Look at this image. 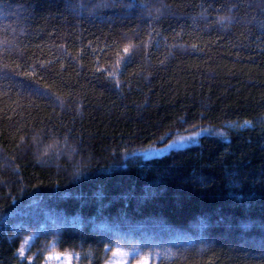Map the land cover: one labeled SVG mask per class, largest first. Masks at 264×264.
Returning a JSON list of instances; mask_svg holds the SVG:
<instances>
[{
  "label": "trees",
  "instance_id": "16d2710c",
  "mask_svg": "<svg viewBox=\"0 0 264 264\" xmlns=\"http://www.w3.org/2000/svg\"><path fill=\"white\" fill-rule=\"evenodd\" d=\"M118 246L264 264V0H0V264Z\"/></svg>",
  "mask_w": 264,
  "mask_h": 264
},
{
  "label": "rangeland",
  "instance_id": "374dc122",
  "mask_svg": "<svg viewBox=\"0 0 264 264\" xmlns=\"http://www.w3.org/2000/svg\"><path fill=\"white\" fill-rule=\"evenodd\" d=\"M207 132L208 131L205 129H200L194 133L179 135L166 145L144 151L143 156L146 158H152L169 153L178 148L198 143L201 136ZM180 137H185V139L181 140ZM31 241L32 237H30V239L28 238L21 247L19 254L22 257H26L27 249L30 246ZM76 256L77 255L74 253H59L51 251L46 259V264H73ZM159 259V252L142 255L136 248L118 246L112 251L105 264H156Z\"/></svg>",
  "mask_w": 264,
  "mask_h": 264
},
{
  "label": "snow or ice",
  "instance_id": "6c2138e0",
  "mask_svg": "<svg viewBox=\"0 0 264 264\" xmlns=\"http://www.w3.org/2000/svg\"><path fill=\"white\" fill-rule=\"evenodd\" d=\"M132 5H129V7H131ZM138 6H140V7H145V8H147V5H138ZM225 19H227L226 17H221V20L223 21V20H225ZM129 50H130V48H129V46H125L124 48H123V52L124 53H129ZM25 75H28V73H24ZM33 75H34V73H33ZM109 75H112V73H109ZM117 84H119V80H117ZM161 139H163V138H161ZM180 139L181 140H184L185 139V137H180ZM125 151H127V150H125ZM77 171H79V169H77ZM30 239V238H29Z\"/></svg>",
  "mask_w": 264,
  "mask_h": 264
}]
</instances>
